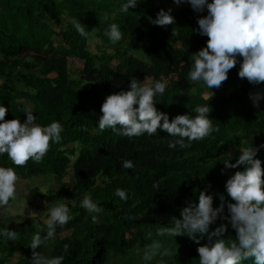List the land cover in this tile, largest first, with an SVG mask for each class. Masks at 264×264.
<instances>
[{
  "label": "trees",
  "instance_id": "trees-1",
  "mask_svg": "<svg viewBox=\"0 0 264 264\" xmlns=\"http://www.w3.org/2000/svg\"><path fill=\"white\" fill-rule=\"evenodd\" d=\"M123 2L0 0V103L8 109L5 120L23 123L26 101L38 117L37 124L43 127L56 121L63 128L61 140L50 141L40 162L30 159L24 166H16L4 153L0 154V167L13 168L24 181L52 176L60 184L45 193L37 187L31 190L46 202L70 208L72 219L57 226L47 258L63 256L62 264H111L117 255L123 258L136 253L144 242L162 245L168 239L172 251L169 264H199L197 249L209 243L207 236L197 244L187 236H157V230L170 226L173 217L182 219L181 210L198 203L200 191L213 195L214 207L219 206L223 194L224 215L228 214L227 202L235 201L227 196L225 183L242 171L243 165L224 169L223 160L231 158L235 163L242 154L240 149L264 145V101L254 107L249 96L264 92V82L252 84L241 79L238 72L243 57L238 56L219 88L208 89L203 82L194 87L187 77L195 53L206 47L209 39L199 34L198 26L207 9L198 12L188 3L176 5L173 0H141L127 13H120ZM161 9H171L173 24L151 23L150 18L156 19ZM73 21L85 26L87 38L78 34ZM113 23L123 34L116 44L104 35ZM89 34L96 52L90 48ZM68 60H74V69ZM113 60L116 63L111 66ZM132 78L141 85L166 83L155 106L167 113L170 121L176 115L194 116L192 110L207 103L202 95L213 94L208 102L209 118L219 131L185 149L170 148L169 142L176 138L160 129L156 135L132 138L110 128L98 131L105 98L129 90ZM17 82L23 83L21 89ZM256 158L264 169V147ZM125 160L132 161L131 169L122 167ZM65 175L67 182L63 181ZM117 189L126 190V200L115 195ZM85 195L98 203L101 213H88L81 207ZM0 221V229L14 227L17 234L15 241L0 238V264L15 251L21 257L14 264H31V239L36 233L45 235L47 226L41 220L36 228L33 219L19 218L9 228L7 219ZM221 223L228 221L218 218L210 231ZM235 236L228 224L223 239L228 243ZM45 249L38 246L36 250L41 255ZM131 262L128 259L126 264ZM136 264L145 262L140 259Z\"/></svg>",
  "mask_w": 264,
  "mask_h": 264
},
{
  "label": "clouds",
  "instance_id": "clouds-1",
  "mask_svg": "<svg viewBox=\"0 0 264 264\" xmlns=\"http://www.w3.org/2000/svg\"><path fill=\"white\" fill-rule=\"evenodd\" d=\"M141 0H125L118 12L127 13L135 8ZM176 5L188 3L191 7L207 15L198 19L199 34L209 37L206 47L195 53L192 69L188 74L189 81H202L208 89L219 88L228 78V72L237 63V57H243L238 76L246 78L252 84L264 82V0H173ZM171 9H161L157 17L150 21L158 26L171 25L174 17ZM78 34L87 38L88 32L81 22L73 21ZM112 44L122 39V32L115 23L104 33ZM166 83L157 81L154 85H141L132 78L129 90L108 95L101 106L98 119V131L112 129L128 138L158 134V129L166 131L176 138L169 142L170 148H188L193 141L203 140L219 128L209 118L211 111L209 101L212 95L204 93L202 99L207 103L197 105L192 111L195 115H176L171 121L169 115L157 109L155 99L163 96ZM213 93V91H212ZM254 107L264 101V92L249 94ZM8 109L0 103V154L7 153L16 166H24L30 159L40 162L49 150L50 141L61 140L62 125L52 122L47 126L37 124L38 117L33 109L27 108L26 120H5ZM260 147L240 149L241 153L235 163L230 159L223 160L224 169H235L243 165L242 171H236L227 179L225 190L227 196L235 203L227 202L220 194V204L213 206V195L200 191L198 203H191L181 210L182 219L173 217L170 226L157 230V236H187L199 244L207 236L209 243L199 246V264H243L252 260L253 264H264V169L261 160L256 158ZM125 169H131V160L122 163ZM222 169V172L224 171ZM18 176L13 168L0 167V216L5 215L10 200L16 199ZM58 190V189H57ZM115 195L121 200L127 199L126 190L117 189ZM88 213H101L102 209L90 196L85 195L81 201ZM46 217L30 211L28 215L34 220L40 218L47 226L45 235H33L30 248L33 250L31 264H62L64 257L47 258L35 251L38 246L46 245L55 237L57 226L66 225L71 219L68 205L59 204L48 207ZM227 220L235 230V239L226 243L223 239L228 224L221 223L210 231L217 219ZM128 219H135L129 217ZM93 223L97 216H92ZM135 229H133V233ZM131 234H129V237ZM16 231L0 229V238L15 241ZM67 247V246H65ZM171 250L162 248L159 241H153L144 251L143 260L149 264L157 255L169 256Z\"/></svg>",
  "mask_w": 264,
  "mask_h": 264
},
{
  "label": "rangeland",
  "instance_id": "rangeland-1",
  "mask_svg": "<svg viewBox=\"0 0 264 264\" xmlns=\"http://www.w3.org/2000/svg\"><path fill=\"white\" fill-rule=\"evenodd\" d=\"M66 19V17H65ZM89 45L90 48L95 51V41L92 38L91 34H89ZM69 63V67L74 69V60L70 61L68 60ZM116 63L115 60L111 61V66H114V64ZM77 64H79V62H77ZM191 84L194 85V87H199L201 86L202 81H190ZM16 87L18 89H21L23 87V83L22 82H17ZM24 105L26 106V108H30V103L28 102H24ZM7 108V106H5ZM64 182L68 181V176L65 175V177L63 178ZM60 186L59 183H57L56 180L53 179L52 176H49V178H45L42 176L36 177L34 179L31 180H21L18 179L17 181V185H16V199L15 200H10L9 202V207L6 210L5 215L0 216V220L5 221L6 219L9 221L6 225L10 228L14 225H16L17 221L19 218H23L24 220L26 219H32L28 213L30 211H36L39 214H41V216H46V214L48 213V207L50 205L52 206H56L53 203L50 202H46L45 199L43 198H38L36 196H34V193H31V190L34 187H37L41 192L45 193L48 189H54V188H58ZM14 218V219H13ZM40 218H36L33 220V224L35 225V227L37 226L38 228H40L39 226L41 225V220H39ZM2 222V221H0ZM36 227V228H37ZM12 231H15L16 229H14V227H12L11 229ZM65 234H60L59 236H64ZM128 237V234H127ZM55 239V238H54ZM54 239L53 240H49L47 242L46 245H43L42 248H46L41 255L45 256V253L47 252L48 249H51L54 243ZM150 245V243L148 242H144L141 246V248H138L137 250H135L136 253H132L131 255L126 254L123 258H121L120 255H117V257L112 258L111 259V264H126L128 259L130 261H132L131 263L136 264V261L138 260H143V254L144 251L146 250V248ZM162 245L164 247L162 248H167L171 250V246L168 244V239L165 242H162ZM128 249V247H127ZM37 251V250H35ZM138 251V252H137ZM172 253V251H171ZM21 257V254L18 251H15L12 255H10L7 259V261L4 264H14L19 258ZM170 258L171 255L169 256H160L157 255L156 257L153 258L152 261L149 262V264H169L170 262Z\"/></svg>",
  "mask_w": 264,
  "mask_h": 264
}]
</instances>
